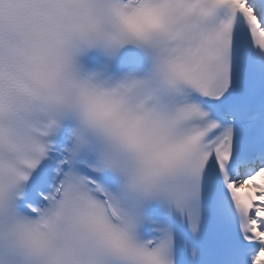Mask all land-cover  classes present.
<instances>
[{
	"label": "snow or ice",
	"instance_id": "obj_1",
	"mask_svg": "<svg viewBox=\"0 0 264 264\" xmlns=\"http://www.w3.org/2000/svg\"><path fill=\"white\" fill-rule=\"evenodd\" d=\"M0 264H264V0H0Z\"/></svg>",
	"mask_w": 264,
	"mask_h": 264
}]
</instances>
